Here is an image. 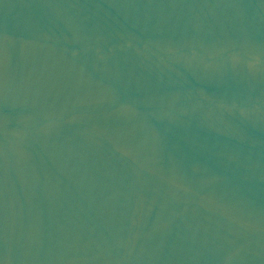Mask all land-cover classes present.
<instances>
[{
	"label": "water",
	"instance_id": "95a60500",
	"mask_svg": "<svg viewBox=\"0 0 264 264\" xmlns=\"http://www.w3.org/2000/svg\"><path fill=\"white\" fill-rule=\"evenodd\" d=\"M0 264H264V0H0Z\"/></svg>",
	"mask_w": 264,
	"mask_h": 264
}]
</instances>
